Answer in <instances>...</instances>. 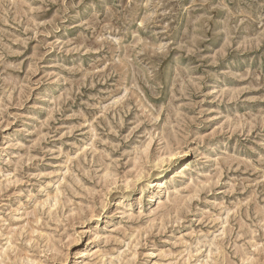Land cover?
I'll list each match as a JSON object with an SVG mask.
<instances>
[{
  "label": "rangeland",
  "instance_id": "374dc122",
  "mask_svg": "<svg viewBox=\"0 0 264 264\" xmlns=\"http://www.w3.org/2000/svg\"><path fill=\"white\" fill-rule=\"evenodd\" d=\"M0 264H264V0H0Z\"/></svg>",
  "mask_w": 264,
  "mask_h": 264
},
{
  "label": "bare ground",
  "instance_id": "6f19581e",
  "mask_svg": "<svg viewBox=\"0 0 264 264\" xmlns=\"http://www.w3.org/2000/svg\"><path fill=\"white\" fill-rule=\"evenodd\" d=\"M156 183H157V182H156ZM158 184H159V183H158ZM158 184H156V186H157ZM159 186H160V185H159ZM157 188H158V187H157ZM154 198H155V196L153 197V199H152V200H154V203H156V201H157V200H156V199H154ZM156 198H157V197H156ZM154 203H153V204H154ZM156 204H157V203H156Z\"/></svg>",
  "mask_w": 264,
  "mask_h": 264
}]
</instances>
